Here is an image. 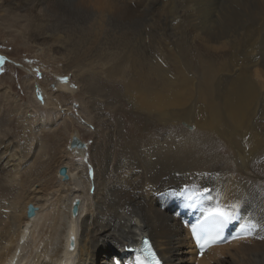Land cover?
Segmentation results:
<instances>
[{
  "label": "bare ground",
  "instance_id": "1",
  "mask_svg": "<svg viewBox=\"0 0 264 264\" xmlns=\"http://www.w3.org/2000/svg\"><path fill=\"white\" fill-rule=\"evenodd\" d=\"M29 1L0 0V27L18 33L27 49L49 55L47 63L52 57L63 60V71L74 73L82 96L90 98L96 84L82 72L87 64L110 61L103 75L110 81L129 64L121 97L137 117L165 127L192 123L199 139L206 132L229 146H200L199 140L180 137L162 146H115L123 157L111 170L114 146H105L89 199L82 165L67 163L83 155V148L68 146L60 153L67 180L59 167L55 178L46 175L49 165L41 163V149L54 155L62 133L54 128L43 140L37 132L55 124L64 100L76 93L68 83L55 82L57 95H45L43 107L28 99L35 111L32 128L17 121L15 129H2L13 120L0 119V264H129L126 247H139L142 236L150 238L164 264H264V170L259 167L264 137L254 122L264 118V0ZM131 7L137 12L125 17ZM167 54H174L172 73L165 67ZM6 93L0 102L12 111L14 98ZM72 137L78 136L68 141ZM29 155L33 162L23 172L26 178L17 180ZM199 173L202 185L194 190L187 179ZM226 174L227 183L221 179ZM75 200L79 209L72 217ZM29 204L36 208L33 218L26 216ZM213 208L234 211L233 237L236 231L244 236L201 257L190 225Z\"/></svg>",
  "mask_w": 264,
  "mask_h": 264
},
{
  "label": "rangeland",
  "instance_id": "2",
  "mask_svg": "<svg viewBox=\"0 0 264 264\" xmlns=\"http://www.w3.org/2000/svg\"><path fill=\"white\" fill-rule=\"evenodd\" d=\"M30 2H33V0H30L28 3ZM136 12H137L136 7H133V8L131 7L128 9L126 8L124 16L127 17L126 15H129L131 17L132 15H135ZM15 19L17 21L19 20L18 17H15ZM21 25H23V23H21ZM13 33L14 32L12 31V29L11 30L9 29V32H5V30L0 27V84L2 85L0 89V94H5L7 92L6 94L10 98H14L12 102L13 103L12 111L11 109L9 111V109H6V107H4V105L6 106V103L0 102L1 104L0 105V119L6 118L7 116L8 119L10 118V120L12 119L14 121V122L13 121L10 122L11 125L13 124L12 126L10 124L9 126L5 125L4 127H2V129H6L8 127H11V128L14 127L13 129H15V123H18L17 121L19 122L21 121L22 123L25 124V125L23 124L25 127L27 125L29 127V125H31V121L33 122V120H31L32 118L30 117L34 116L35 111H34V108L30 107V103L28 102V99L32 100V98H34L35 101L39 103L41 102L40 105L43 107V104H44L43 102H45L43 101L45 95H46V98H47V95L50 98L55 97L57 95V93H55V90H56L55 82L59 80L62 81L61 80L62 77H67L66 83H68L71 86L72 90L76 92L75 93L76 96L74 95L70 97L71 99L66 98L67 100L66 99L64 100L65 102H63V106L60 107L59 109L60 116L58 115V117L60 119L57 117L56 118L57 121L55 124L49 125L50 127L44 125L37 132V138L43 139L44 138L43 136H46L43 134H47L48 131L51 133V131H54L55 129L57 131L55 130L54 132H58L60 130L58 133H62V134H59L58 136H59L61 143L59 142L58 146H56V149L58 151H55V154H54L55 158H58V159L60 158L59 159L60 166L58 164V159L57 161H54L55 163H52L53 162L52 160H56L53 158L54 155L50 154L48 151H46L43 148L41 149L42 152L40 151L41 153L40 155H42L41 163H45L43 164L45 166L49 165V166H46L47 171H48V172L46 171L48 173L46 175H49V176L52 175L50 177L55 178V175L53 176V174L55 170L58 169V167L59 168L61 167L60 162L63 160L61 159L62 158L61 156L65 155L66 151L69 149L68 148L70 144V141H68L69 137L73 135H77L78 136L77 138L82 143L85 144V147L83 148L85 153L83 155L81 154L80 156L76 157L75 159H73V161L71 159L67 160V163H69L68 161H70L71 162L69 163L70 165H73V163L75 166H76V163H80L82 165V169L84 171L82 173L83 180H84L83 182H85L82 184V186L84 188V192L85 193L87 192V197L89 199H90V196H92L91 195L93 192L92 188L95 185V184L93 185L94 183V180H93L94 171L93 170L96 168L101 169L102 160L104 159V157L102 159V156L104 155L105 146H114L112 153H110L108 157V162L109 163L111 162L109 166L110 170L112 169V165L114 161L117 160V157L118 159L120 157H123V155H118L117 153L118 150H117V147L115 146H148V145L162 146L166 141L168 142V139L170 140V138L171 139L174 138V140L176 141L179 137L185 138V139L188 138V140H191L194 142L199 140L201 144L200 146H229V144L227 145L224 144L223 140L221 141L220 139L216 138L215 136L213 137L211 136V134L209 133L207 134L206 132H204L203 137L199 139V137L196 136L197 133L195 132L197 130L192 123H186L185 121H183V122L178 123L176 126H170V127L166 126L165 127L157 123L154 120L145 121L142 117H139V116L137 117L130 109V106H128L129 104L121 97L122 83L125 80L130 79V76H131V73L129 71L130 69L129 64L123 65L120 68H118L119 71L116 72V74L118 73V75L116 76L115 74L114 76L113 74L114 77L111 76L112 77L111 81L105 77L106 72L108 71L107 69H109V66H112L110 65L112 64L110 61H106V60L103 61V59H101L100 64H99V61L93 62L94 64L93 63L87 64V67L85 69L86 71L91 69L90 71H87L90 73H87L85 70L82 72L83 74L86 75L87 77L86 79H88V83L91 84L94 81L97 85H100V86H97L95 84V86L93 85L94 87L91 86L92 87L91 97L87 98L86 97L87 95L82 96L81 91H79L80 84L75 79L74 73L63 71V68H64L63 60H62L63 61L62 63L61 59L52 57V59L54 60H52L51 63H47L49 55L45 54L42 56V54H40L39 51L35 50V48H32V47L30 48L28 47L27 49V46L24 45L25 42L23 41V39L16 38L19 36V34L18 33L13 34ZM46 55L47 57L45 58ZM173 55L174 54H167L168 64L165 67L169 73H172L175 71L173 68V57H174ZM93 72L94 73L96 72V73L93 74ZM119 72L121 74H119ZM104 74L105 76H103ZM99 75H102V76H99ZM22 76H24L25 78H23ZM90 77L93 80L91 82H90L91 80ZM27 79H29L30 82ZM25 80L28 81V85H29L27 90H23V88L21 87L23 86L22 82H24ZM32 86H33V93L35 95L33 97H32V89H31ZM3 91L5 93H2ZM35 91H38V92H35ZM89 99L91 101L93 100L94 102L91 103ZM87 100L89 103L87 102ZM66 104L68 107L66 106ZM90 104L91 106H89ZM99 112L100 114H98ZM94 113L96 117L94 116ZM14 118L17 120H15ZM27 122L28 123L30 122V123L27 124ZM254 122H255V126L258 124L257 129L259 128L258 130L260 131V134L262 133L264 135V128H260L262 127L260 125H262L261 123L264 122V118H260V120L259 118H257L256 120H254ZM63 124L65 126H63ZM34 126H35V123H34ZM30 127L32 128V125ZM48 128L49 129L52 128V129L49 130ZM65 129L66 131H64ZM194 132L196 134H194ZM262 134H261V137H264L262 136ZM171 135L172 136L174 135V136L172 137ZM12 136L16 137L18 135L13 134L11 135V137ZM62 136L64 137L62 138ZM263 139L264 138H262V140ZM16 141L18 143L20 142L19 137L17 138ZM28 143L29 145L33 144L32 141H29ZM262 143H263L262 146H264V140L262 141ZM30 147L32 148V151H35L34 149L36 146L35 147L30 146ZM37 149L39 148L37 147ZM43 151L47 153L45 154L43 153ZM63 152L64 154H62ZM60 153H61V156H60ZM227 156H230V154L227 153ZM32 162H33V157L31 158V155H29L28 159L25 162H23L24 164H22L23 167L20 170V173L22 175H20V177H18L19 176L18 175L17 180H19L21 177H22L21 178L22 180L23 179L25 180L26 174L23 172L29 168ZM51 164L55 165L56 168H53L54 166H52ZM50 167H52V170H50L51 169ZM259 167L262 168V170H264V159L259 163ZM108 175L109 177H111L112 173L109 171ZM199 177L202 178L201 173H199V175L195 174V175H192L191 177L189 176L188 179L186 178L187 180H189L187 182H191L193 180L191 182V187L194 190H197L196 188L202 185L201 184L202 179H200ZM164 178L166 179L167 177H164ZM164 178L162 179L164 180ZM229 178L230 176L228 174H226L224 178L221 177V179L222 180L224 179L225 180L224 182L226 183L227 181L229 182ZM170 182H173V180ZM262 195L263 197L261 201L264 207V192H262ZM262 210L264 211V208Z\"/></svg>",
  "mask_w": 264,
  "mask_h": 264
},
{
  "label": "snow or ice",
  "instance_id": "3",
  "mask_svg": "<svg viewBox=\"0 0 264 264\" xmlns=\"http://www.w3.org/2000/svg\"><path fill=\"white\" fill-rule=\"evenodd\" d=\"M62 81L66 82L67 77H62ZM208 189H204V192H207ZM197 193H193L188 196V199H193ZM236 205H233L232 208L235 209ZM209 215L218 216L220 219L213 225V229L215 230V235L209 236L208 229L202 228L200 231L204 233L203 235H197L196 231H193V238L195 240L196 247L199 249V255L202 257L205 253L206 248L209 246L210 241L215 242L219 239V230L222 229L229 221L235 219L234 211L225 210L217 208L209 213ZM241 227H244L241 225ZM234 239H240V237H233ZM74 239V237H73ZM71 250V248H70ZM130 253H134L129 260V264H148L149 260L151 264H160V261L156 258V255L150 247L147 246V242H145V247L141 249H127ZM119 264V262H117Z\"/></svg>",
  "mask_w": 264,
  "mask_h": 264
},
{
  "label": "water",
  "instance_id": "4",
  "mask_svg": "<svg viewBox=\"0 0 264 264\" xmlns=\"http://www.w3.org/2000/svg\"><path fill=\"white\" fill-rule=\"evenodd\" d=\"M69 146H70L71 149H74V148H79V149L81 148L82 149V148L85 147V144L80 142V140L78 138L72 137ZM58 174H59V176L62 177L63 180H67L68 179L67 168L66 167L59 168ZM79 203H80L79 200H75L72 203V206H71V215H72V217L77 216L78 209H79ZM35 212H36V208L32 204H29L27 206V211H26L27 218H33L35 216ZM69 248H71V249L74 248V241L73 240L70 242Z\"/></svg>",
  "mask_w": 264,
  "mask_h": 264
}]
</instances>
